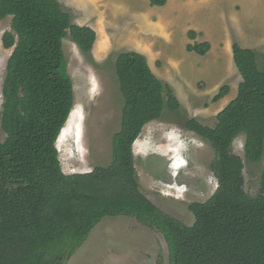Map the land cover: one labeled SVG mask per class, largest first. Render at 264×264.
<instances>
[{
	"label": "trees",
	"instance_id": "trees-1",
	"mask_svg": "<svg viewBox=\"0 0 264 264\" xmlns=\"http://www.w3.org/2000/svg\"><path fill=\"white\" fill-rule=\"evenodd\" d=\"M168 0H150L163 7ZM12 18L3 47L13 50L3 83L0 131V264H63L105 219L127 217L159 231L170 264H264V174L257 195L246 191L245 162L234 143L245 137V157L264 156V54L233 45L242 82L237 97L216 116L215 127L185 115L173 87L152 71L148 58L122 52L113 62L123 98L120 130L106 167L65 174L57 143L76 104L64 40L90 64L97 33L74 23L60 0H0V22ZM195 40L197 33L189 32ZM209 42L187 46L206 56ZM230 94L223 86L214 102ZM183 116L185 130L214 151L210 171L218 181L205 203L189 205L187 226L162 211L142 191L134 144L145 127L166 114Z\"/></svg>",
	"mask_w": 264,
	"mask_h": 264
},
{
	"label": "rangeland",
	"instance_id": "rangeland-1",
	"mask_svg": "<svg viewBox=\"0 0 264 264\" xmlns=\"http://www.w3.org/2000/svg\"><path fill=\"white\" fill-rule=\"evenodd\" d=\"M200 1L171 0L169 9L162 11L164 16L159 25L162 33L152 28L125 32L129 25L122 32L104 29V42L108 44L104 56H98L96 44L92 52L99 68L93 67L69 38L64 40L68 73L76 94L74 111L57 143L65 174L90 173L111 162L112 140L120 130L123 109L113 62L122 52H135L131 46L134 35L138 42L145 43L143 50L152 71L173 87L185 115L215 127L216 116L237 97L242 82L234 63V43L264 54V0H203L198 4ZM146 4L151 7L150 0L140 2L142 8ZM71 11L77 24L84 14ZM192 27L205 29L213 43L204 57L187 51L185 33ZM11 28V17L0 22V131L3 83L13 52L3 47L2 38ZM110 33L117 38L109 40ZM188 40L193 44L189 35ZM203 42L206 41L199 43ZM223 86L230 87V94L215 103ZM184 119L182 115L167 113L163 120L147 125L134 144V153L141 191L162 211L192 226L195 217L189 205L207 202L216 192L218 181L210 171L214 159L212 147L185 130ZM244 148L245 137L240 136L234 143V152L244 159L246 191L255 196L264 174V156L260 163H250ZM176 164L185 166L176 169ZM63 264H170V261L167 242L159 231L135 219L118 217L103 220Z\"/></svg>",
	"mask_w": 264,
	"mask_h": 264
},
{
	"label": "crops",
	"instance_id": "crops-1",
	"mask_svg": "<svg viewBox=\"0 0 264 264\" xmlns=\"http://www.w3.org/2000/svg\"><path fill=\"white\" fill-rule=\"evenodd\" d=\"M66 8L71 9L77 13L84 14V17L80 20H77V25L87 26L94 29L97 33V42L96 50L98 51V56H104V49L108 47V44L104 42L106 34L103 32L104 29L109 30V32H119L127 30L125 32H135L149 30L150 28L154 29L156 33L161 32L160 28L161 20L163 19L162 11L163 9H169L171 0H168L167 4L163 7H150L146 4L142 8L140 2L143 0H60ZM64 1V2H63ZM146 3L148 0H145ZM179 1V0H178ZM201 0L198 4H201ZM192 2V1H188ZM188 2H181V4H186ZM180 3V2H179ZM178 3V4H179ZM151 5V4H150ZM144 10V12H143ZM143 12V13H142ZM144 14V15H143ZM165 14V13H164ZM104 25H107L106 27ZM189 31H194L197 33V38L193 41V44L196 42L206 41L211 43L212 41L207 37L206 30L202 27L191 29L186 31V41L187 45L190 44L188 40ZM134 35V34H132ZM201 35V37H200ZM110 36V37H109ZM130 36V35H129ZM109 40L113 41L114 38L108 35ZM134 35V43L131 46L134 47L135 52L145 55L143 47L144 44L137 41ZM133 41V39H132ZM143 44V45H142ZM192 44V43H191ZM95 47V48H96ZM105 47V48H104ZM149 61V60H148Z\"/></svg>",
	"mask_w": 264,
	"mask_h": 264
},
{
	"label": "clouds",
	"instance_id": "clouds-1",
	"mask_svg": "<svg viewBox=\"0 0 264 264\" xmlns=\"http://www.w3.org/2000/svg\"><path fill=\"white\" fill-rule=\"evenodd\" d=\"M183 166H185V165H179V164H176V169H180V168H182Z\"/></svg>",
	"mask_w": 264,
	"mask_h": 264
},
{
	"label": "bare ground",
	"instance_id": "bare-ground-1",
	"mask_svg": "<svg viewBox=\"0 0 264 264\" xmlns=\"http://www.w3.org/2000/svg\"><path fill=\"white\" fill-rule=\"evenodd\" d=\"M64 131V130H63Z\"/></svg>",
	"mask_w": 264,
	"mask_h": 264
}]
</instances>
